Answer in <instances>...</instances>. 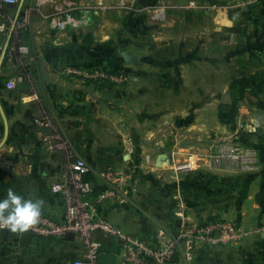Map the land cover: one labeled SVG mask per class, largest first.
<instances>
[{"label": "crops", "instance_id": "obj_1", "mask_svg": "<svg viewBox=\"0 0 264 264\" xmlns=\"http://www.w3.org/2000/svg\"><path fill=\"white\" fill-rule=\"evenodd\" d=\"M255 1L246 6L252 18H229L222 13L219 36L222 41V86H219L222 103L230 101L229 91L236 90L233 83L236 84L237 79L253 73L248 61L264 56V0ZM61 3L69 4L76 21L72 28L58 25L65 19V13H57L56 6ZM100 6L83 5L82 0H19V4L9 8L11 14L21 16L30 10L29 24L23 33L31 51L23 63L17 58L9 61L6 53L13 40L9 29H0V199L6 198L11 189L25 199L42 200L43 213L56 219L63 217L62 202L51 186L63 177L66 166L59 155L46 149L43 144L45 129L35 123L36 118L49 110L64 134L72 139L75 150L85 155L91 165L92 170L86 178L95 187L94 199L99 201V211L126 232L147 239L155 238L158 233H171L180 219L179 213L189 221L210 217L237 220L242 227L239 241L232 245L206 246L193 260H180L177 264H264V161L246 169L242 150L238 147L225 148L222 156L218 152L219 155L212 157L211 146L181 144L178 135L168 133L173 126L166 125L155 114L148 116L142 109L138 120L129 114L123 116L122 121L136 120L141 127L140 137L146 142L140 144V158L135 160V135L124 129L118 134V142H115L113 131L107 132L103 141L95 137L94 123L104 118L108 123V118L113 117L99 115L93 96H77L81 93L76 89L81 85L79 82L75 81L71 87L73 92H70V86L57 81L59 75L64 76L62 68L68 64L83 68L98 64L115 69L121 67L131 81H139V104L147 111L153 106H163L167 100L165 105L176 103L173 99L177 94L174 93L173 98V92L178 89L207 90L210 70L196 66L201 62H194L196 57L203 59L205 52H195L188 44L179 50L176 21L168 18V12L176 5H140L141 17L137 23L144 33L146 29H153L154 33L150 37L146 34L149 41L146 36L140 37L138 50L130 37L124 39L120 51L109 49V44H105L106 49L99 50L94 37H85L82 31L89 13L93 16V9ZM159 8H166V19L157 17ZM165 27L171 29L165 30ZM240 58L242 65L238 63ZM21 71L36 75L48 72L54 81L50 85L31 81L28 86L9 88L7 81ZM152 90L156 94L163 91L161 100L165 101L152 98L148 93ZM199 97L208 99L205 93ZM56 100L58 104H54ZM201 104L208 105L209 100ZM262 105L264 99L253 103L246 98L239 108L237 127L250 141L254 136L264 141V127L262 130L260 127L264 123V112L253 108ZM207 121L204 117L203 123L193 124L191 128L195 126L206 131ZM151 122L162 124L152 130L147 128ZM124 127L130 128L125 124ZM217 128L226 135L238 133L224 123ZM168 136L172 139L170 146L164 142ZM236 137L237 140L241 138ZM257 148L262 154L264 144ZM188 163L190 167L186 168ZM108 168L126 169L130 173L120 189L121 202L112 197L101 199L99 195L105 187H111L103 175ZM100 238L102 252L120 253L117 243ZM61 250L65 251V258ZM84 252V245L75 237L34 239L32 243L21 245L20 236L15 232L0 229V264H73Z\"/></svg>", "mask_w": 264, "mask_h": 264}, {"label": "rangeland", "instance_id": "obj_2", "mask_svg": "<svg viewBox=\"0 0 264 264\" xmlns=\"http://www.w3.org/2000/svg\"><path fill=\"white\" fill-rule=\"evenodd\" d=\"M259 1L261 2L263 0ZM82 2L83 5H101L99 9H93L94 12H91V14L93 13V16H90L89 13L88 23L83 26L82 30L85 33V37H94V44L97 45L99 50L106 49L107 45L105 44H109L111 45L109 49H116L117 51L122 49L124 39L130 37L135 42L134 46L136 49L140 47V40L142 39L140 37H144L146 34L149 37L153 35V29H149V31L146 29V32L144 33L142 26L137 23L141 17V12L139 10L140 5H176V8H172L168 12V18H173L176 21L175 30L178 32V44H180L179 50L185 49L186 44H188V47L193 48L195 52L198 50V52L201 50L204 51L205 57L203 59L196 57L194 62H201L200 64L196 63V66L208 67L207 69L210 70V75H208L210 77V83L208 84L207 90L195 89L185 91L178 89V91L173 92V98L174 93L177 94L176 98L173 99L176 103L165 105L168 103L167 100L166 102H163L165 103L163 106H153L148 108L147 111L139 104V94L141 92L139 81L137 79L131 81V77H129L128 73L121 69V67L120 69L109 68L104 64H98L91 68H83L74 64L66 65L62 68L64 69V76L59 75L60 79L57 80L59 84L62 82V84L64 83L63 85L70 86L69 90L70 92H73L71 87L74 86L75 81L76 83L79 82L81 85L77 86L76 89H79L78 91L81 93L77 96H93L92 98L95 99L94 107H98L99 115H109L113 117V119L108 118V123L105 118L94 123L95 129H93V132H95V137H99L98 139L103 141L107 137L106 133L113 131L116 135L115 142H118V134L120 132L124 129L131 131L136 138V142L133 143L135 146V155H133V157L135 156V160H138L140 158V151H138L140 150V144L146 143L140 137L139 133L141 127L136 121L138 120L139 114H141L139 110L142 109L143 113H146L148 116L155 114L163 119V123L173 126L168 129V133L172 134V136L178 135L182 141L181 144L211 146V148H213V153L211 154L212 157L219 155L218 152H221L220 155L222 156V152L225 151V148L238 147L243 151L248 147H253L257 152L252 159H249L246 155L243 156L242 154L244 168H252L264 161V151L261 154L257 148V145L264 144L262 137L254 136L252 141H250V138L239 130L237 127L238 124L233 126L224 123L228 125L233 132L237 130V135L241 137L240 140L236 139L237 135H233V133L227 135L222 134V130L217 128L218 124L222 125L223 123L219 118V109L222 104H224L222 103V88H219V86H222V41L220 42L219 40L222 30V13L226 14L229 18H241L243 20L248 17L252 18L253 16L249 14L248 7L246 6L252 5L256 2L255 0H82ZM191 2H194L195 5L190 6ZM233 5L238 6L234 7ZM85 10L88 11L89 9ZM94 13L96 14L94 15ZM263 15H261V17ZM129 19L132 23L129 22ZM165 23L167 22L164 21V24ZM64 26L72 28L74 25L64 24ZM167 29L170 30L171 28L165 27V30ZM164 33H169V31H165ZM149 37L148 41L150 40ZM30 51L31 48L29 45V53ZM219 54L221 57H219ZM25 60L23 62H25ZM243 60L247 62V59ZM248 62H251L250 67L253 68V73L237 79L235 83L239 84V82L242 81L239 85H244L245 88L242 92L239 88H236L234 91H229L231 98L230 101L227 102L228 104L232 103L238 96H241L242 98L240 106L246 98L251 99L253 103H258L264 99V56H259ZM238 63L242 65V58L238 60ZM68 67L90 70L100 68L105 71L107 77L85 79L80 75L67 73L66 69ZM250 67L248 66V68ZM23 72L29 76L28 72ZM30 76L32 83L42 82L43 84L50 85L54 81L53 76L48 72L40 73V75L31 74ZM148 93L149 95L152 94V98L159 99L160 102L165 101L161 100V94H164L163 91H157L156 94V91L152 90V93ZM166 93L168 94L169 91H166ZM201 93L207 94L208 99L200 98L201 96L199 97V95ZM208 100V105L201 104L202 101ZM58 103L59 100L54 101V104ZM253 108L254 110L259 109L261 112H264L263 105ZM157 111L160 113L156 114ZM129 114L134 116L136 120L122 123V121H124L123 116ZM46 116H49L51 123L56 129H58V131L64 133L63 129L49 110H46V113L41 115V117ZM204 117H207L208 119L205 123L206 128L208 129L206 131H202V129L195 127L196 125L203 123L202 119ZM160 123L162 124V122H159V124L151 122L150 124H147V128L152 130L157 129ZM107 124L109 128L106 129ZM124 124L130 128L124 127ZM193 124L195 126L191 128ZM260 127L262 130L264 123ZM69 139L74 147L72 139ZM164 139H166V141ZM164 139L166 146H170L172 143L171 136ZM103 143H105V141ZM76 153L78 156L84 157L87 160L85 155H80L77 151ZM12 245H15V243H12ZM60 252H63V258H65V251L61 250ZM71 253L73 254V252ZM60 264L66 263L60 262Z\"/></svg>", "mask_w": 264, "mask_h": 264}, {"label": "built area", "instance_id": "obj_3", "mask_svg": "<svg viewBox=\"0 0 264 264\" xmlns=\"http://www.w3.org/2000/svg\"><path fill=\"white\" fill-rule=\"evenodd\" d=\"M16 4H19V0H0V29H9L13 40L8 52L6 51L7 59L12 61L17 58L23 63L29 54V45L21 37V33L28 27L30 10L25 11L23 16L19 13L11 14L9 8ZM193 5L195 3L191 2L190 6ZM56 9L57 13H65V19L59 22V27H63L65 22L75 24L69 4H57ZM157 17L166 19V8H159ZM66 71L85 79L107 77L105 71L100 68L90 70L68 67ZM26 78L29 76L25 72H19L7 81V86L14 89L22 85ZM35 123L45 129L43 144L46 149L51 154L59 155L66 166L63 177L51 186V190L59 196L64 212L61 221L41 214L37 223L27 231L33 233L35 240L63 239L68 233H74L75 238L84 245L85 252L83 256L76 258L73 264H99V254L103 247L100 236L118 244L120 253L117 255V264H177L180 260H193L198 251L206 246L232 245L240 240L242 227L237 220L210 217L189 221L181 213L171 233H158L155 238L147 239L126 232L99 211V201L94 199L95 187L92 181L86 178L92 170L91 166L84 157L77 155L70 139L54 127L49 116L36 118ZM242 154L252 159L256 150L248 147ZM185 167H190V164ZM103 175L111 187H105L99 193L101 199L112 197L117 202L123 201L120 189L130 178V173L126 169L108 168L104 170ZM0 229L11 231L2 222ZM15 233L18 237L21 234Z\"/></svg>", "mask_w": 264, "mask_h": 264}, {"label": "clouds", "instance_id": "obj_4", "mask_svg": "<svg viewBox=\"0 0 264 264\" xmlns=\"http://www.w3.org/2000/svg\"><path fill=\"white\" fill-rule=\"evenodd\" d=\"M43 203L38 199H25L9 189L6 198L0 199V222L12 232H26L39 220Z\"/></svg>", "mask_w": 264, "mask_h": 264}, {"label": "trees", "instance_id": "obj_5", "mask_svg": "<svg viewBox=\"0 0 264 264\" xmlns=\"http://www.w3.org/2000/svg\"><path fill=\"white\" fill-rule=\"evenodd\" d=\"M23 32L21 33V37L24 39V33ZM28 74H29V76L31 75L29 72H28ZM30 82H31V76L29 78H26V80L22 84V86H28L30 84ZM241 82L242 81H240L239 84ZM239 84H234L233 87L239 88L240 91L242 92L243 89L245 88V86L244 85H239ZM241 101H242L241 96H238V97H236L233 100L232 103H230V104H228V103L222 104V106L219 109V118H220L221 122L236 126L237 117L239 115V108H240ZM42 214L47 215L46 213H43V212H42ZM47 216H49V215H47ZM49 217H51V216H49ZM51 218L55 219L56 221H61L63 219V217L61 219H56L54 217H51Z\"/></svg>", "mask_w": 264, "mask_h": 264}, {"label": "water", "instance_id": "obj_6", "mask_svg": "<svg viewBox=\"0 0 264 264\" xmlns=\"http://www.w3.org/2000/svg\"><path fill=\"white\" fill-rule=\"evenodd\" d=\"M74 233L70 232L66 235V238L73 239ZM34 241V235L30 231H26L20 234V244L26 245ZM99 264H117V255L112 252H101L99 254Z\"/></svg>", "mask_w": 264, "mask_h": 264}]
</instances>
